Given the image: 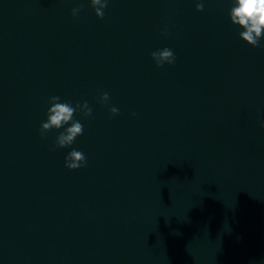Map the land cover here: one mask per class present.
I'll return each mask as SVG.
<instances>
[{"label":"clouds","instance_id":"obj_1","mask_svg":"<svg viewBox=\"0 0 264 264\" xmlns=\"http://www.w3.org/2000/svg\"><path fill=\"white\" fill-rule=\"evenodd\" d=\"M90 4L95 11V15L103 19L105 15L104 9L108 5V0H90ZM81 7L72 9L73 17L79 14ZM196 10H204L203 2L196 4ZM229 17L233 25L242 29L239 32L240 39L254 48L264 47L260 43L261 39L264 38V0H232ZM163 34H167L166 29ZM150 55L157 67H163L165 64L172 65L176 61L174 52L167 47L153 51ZM60 99L59 96L49 98L48 102L51 106L47 110L46 122H42L40 125V134L43 138L46 133L53 129H64L56 137L55 147L66 148L71 146L76 138L84 133L83 124L74 119L75 113L79 111L84 117H90L92 109L86 101L82 104L77 103L73 107L70 101L59 102ZM99 99L101 103H107L110 97L105 92L101 94ZM119 111L117 107L110 108L113 116L118 115ZM132 115L135 116L136 113L133 112ZM66 125L70 126L65 127ZM260 127L264 128V119L260 121ZM64 166L69 170H78L87 166V158L82 151L72 149L65 156Z\"/></svg>","mask_w":264,"mask_h":264}]
</instances>
